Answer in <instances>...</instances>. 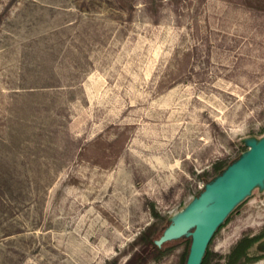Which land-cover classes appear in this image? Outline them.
Here are the masks:
<instances>
[{
  "label": "rangeland",
  "instance_id": "obj_1",
  "mask_svg": "<svg viewBox=\"0 0 264 264\" xmlns=\"http://www.w3.org/2000/svg\"><path fill=\"white\" fill-rule=\"evenodd\" d=\"M263 138L264 0H0V264H124L150 224L141 264H181L170 226ZM226 216L213 263L264 180Z\"/></svg>",
  "mask_w": 264,
  "mask_h": 264
},
{
  "label": "water",
  "instance_id": "obj_2",
  "mask_svg": "<svg viewBox=\"0 0 264 264\" xmlns=\"http://www.w3.org/2000/svg\"><path fill=\"white\" fill-rule=\"evenodd\" d=\"M263 180L264 138L252 143L243 156L207 184L170 226L173 234L191 235L185 264H199L214 229L232 207Z\"/></svg>",
  "mask_w": 264,
  "mask_h": 264
},
{
  "label": "trees",
  "instance_id": "obj_3",
  "mask_svg": "<svg viewBox=\"0 0 264 264\" xmlns=\"http://www.w3.org/2000/svg\"><path fill=\"white\" fill-rule=\"evenodd\" d=\"M218 167V164L215 165V168ZM228 218V216L225 217V220ZM221 223L218 225L220 226ZM154 231V225L150 224L148 225L142 232L141 237L139 239V242L141 243V248H139L137 251H135L129 259L124 264H141L144 261L145 257H147L149 252H153L159 249L158 244L156 243V239L158 238V235H152ZM264 236V231L255 234L252 236H243L240 238L235 246L231 249V251L228 253L227 258L225 262H211V258L214 255V253L206 246L205 251L203 253V256L200 259L199 264H247L251 263L261 257L263 255H254L251 256L248 253L249 248L259 239H261ZM191 242V235L188 236L186 240V244L184 246V250L182 252V262L181 264H185L189 246ZM140 262V263H139Z\"/></svg>",
  "mask_w": 264,
  "mask_h": 264
}]
</instances>
